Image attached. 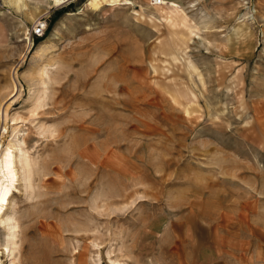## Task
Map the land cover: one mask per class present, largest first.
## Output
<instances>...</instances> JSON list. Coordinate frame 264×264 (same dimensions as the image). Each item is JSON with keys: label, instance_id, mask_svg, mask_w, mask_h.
I'll use <instances>...</instances> for the list:
<instances>
[{"label": "rangeland", "instance_id": "374dc122", "mask_svg": "<svg viewBox=\"0 0 264 264\" xmlns=\"http://www.w3.org/2000/svg\"><path fill=\"white\" fill-rule=\"evenodd\" d=\"M166 1L0 0L4 264H264V0Z\"/></svg>", "mask_w": 264, "mask_h": 264}, {"label": "bare ground", "instance_id": "6f19581e", "mask_svg": "<svg viewBox=\"0 0 264 264\" xmlns=\"http://www.w3.org/2000/svg\"><path fill=\"white\" fill-rule=\"evenodd\" d=\"M56 1H57V5L60 6V5L66 4L70 0H67V1L56 0ZM168 4H170L173 7H177V4L175 2H168L166 0H164V3L162 6H167ZM41 76L42 77L47 76V72H43ZM1 111L3 112L2 117H4V120L6 122L9 116L8 108L5 109L4 107L3 108L0 107V113ZM0 119H1V114H0ZM3 128L6 129V127H3ZM24 140L25 139H23L22 141ZM30 162L31 161H29L27 156L23 153L22 148H19L14 143H9L7 148L0 152V228L2 227L7 228L8 233L6 235L10 239L9 241L10 246H7V247L4 246L5 249H0V264H4L3 257L5 256V254L8 253L9 255V253L13 252L12 247L17 246L16 239L18 238V236L17 234L14 233V230L17 229V226L12 225L15 219L12 218V216L8 215V210L10 209L11 201L13 197H15V193L17 192V187L15 186V182L17 181L18 174H19L17 168L18 166H20L21 169H25L27 170L26 172H30V169L32 167ZM24 172L25 171H23V173ZM27 179L29 180L30 178H27ZM111 263L112 264H122L119 261H111ZM11 264H15L14 259L11 262Z\"/></svg>", "mask_w": 264, "mask_h": 264}, {"label": "built area", "instance_id": "2783aa9c", "mask_svg": "<svg viewBox=\"0 0 264 264\" xmlns=\"http://www.w3.org/2000/svg\"><path fill=\"white\" fill-rule=\"evenodd\" d=\"M164 3V0H150V4L153 7H160ZM47 30V24L45 22H37L31 32V36L34 38H42L45 36Z\"/></svg>", "mask_w": 264, "mask_h": 264}]
</instances>
